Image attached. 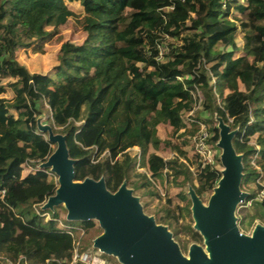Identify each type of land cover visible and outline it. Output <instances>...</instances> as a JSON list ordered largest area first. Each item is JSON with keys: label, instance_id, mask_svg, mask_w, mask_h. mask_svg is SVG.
I'll return each mask as SVG.
<instances>
[{"label": "trees", "instance_id": "16d2710c", "mask_svg": "<svg viewBox=\"0 0 264 264\" xmlns=\"http://www.w3.org/2000/svg\"><path fill=\"white\" fill-rule=\"evenodd\" d=\"M69 3H78L89 19L84 39L61 44L53 72L30 71L21 53L44 41L49 28L68 22L74 15ZM161 46L166 50L159 60ZM4 88L13 96L0 94V264H69L73 238L60 222L81 229L96 223L64 222L58 212L46 220L34 210L57 188L53 174L24 166L28 158L46 161L55 150L37 126L43 108L51 111L55 131L67 137L77 180L104 176L116 191L124 180L149 188L153 178L165 176L180 187L189 183L201 197L216 186L221 170L203 166L194 151L191 158L186 146L200 122L217 143L218 114L237 129L243 189L255 184L258 190L260 172L252 162L264 169V0H0ZM198 90L209 118L186 115ZM166 126L162 138L159 131ZM135 146L150 176L134 171L136 157L128 149ZM249 193L246 202L257 195ZM177 197L189 203L169 196L174 213L157 219L174 236L183 231L203 240L190 223L180 229L190 199L185 190ZM258 204L264 207V201Z\"/></svg>", "mask_w": 264, "mask_h": 264}, {"label": "water", "instance_id": "95a60500", "mask_svg": "<svg viewBox=\"0 0 264 264\" xmlns=\"http://www.w3.org/2000/svg\"><path fill=\"white\" fill-rule=\"evenodd\" d=\"M215 120L223 169L207 204L189 186L193 228L201 234L205 246L193 243L188 255L169 227L145 212L127 180L116 191L108 188L104 176L77 180V160L70 156L66 135L39 117V131L56 144L40 165L57 176L55 193L42 209L54 211L63 205L69 221H97L103 232L93 240V248L115 257L120 264H264V224H256L251 234L242 232L238 225V207L246 203L250 193L243 189V154L234 145L237 129L218 114Z\"/></svg>", "mask_w": 264, "mask_h": 264}, {"label": "rangeland", "instance_id": "374dc122", "mask_svg": "<svg viewBox=\"0 0 264 264\" xmlns=\"http://www.w3.org/2000/svg\"><path fill=\"white\" fill-rule=\"evenodd\" d=\"M68 5L74 11V15L69 18L68 22L65 25L56 28H51V29L49 28L50 30H48V34L44 41H42L40 44L39 43L34 44L27 52L21 53L20 55L21 61L23 62L24 65H26L29 68L30 71H40L45 69L48 72H53L56 63L57 51L61 46V44L65 40H71L73 42L80 43L84 39L86 34L84 31V26L89 22V19L87 18L86 14L82 11V8L78 3H73ZM129 13H131V10L125 12L126 15H128ZM40 47L44 48V53L37 52ZM221 49L222 46H218L214 51L218 52ZM0 94L7 95L9 97L13 96V93L8 88H4L3 92L2 90H0ZM194 107H195V115L201 114V116L204 118L211 117L212 114L210 112H202V106L199 107V104L196 103ZM189 113L190 112H188L186 115H189ZM39 117H41L42 122L44 124L51 125L52 113L47 109V106L46 108H43L42 115H40ZM169 129H170L169 126H166L165 128H160L159 131L160 136L162 138L166 137L168 135ZM252 142H254V139ZM53 147L55 149L56 144H53ZM136 149L137 148L129 150L130 154L134 157H136L135 156L137 153ZM186 149L188 150L189 155L192 158V153H193L192 141L189 145L186 146ZM153 151L154 149H150V152ZM161 151L167 158H171L173 156L172 151H170L167 148H164V146H162ZM141 161L142 158L139 161L138 158L136 157V165L134 171L145 172L148 174V176H150L151 171L149 170L148 167H143L141 165ZM218 167L220 170L223 169L221 163L218 164ZM193 170H195V167H193ZM48 171H51V169L48 168ZM132 179L134 180V177ZM55 180H57L56 177ZM152 182H153V186H150L149 188H136L135 186L129 183L128 186L130 188H133L134 194L140 197L145 212L149 215H153L156 218L157 222H159V220L157 219L159 213L166 214L167 212H169L168 210H171V208L167 206V198L169 196H173V197L175 196L176 202L180 203L183 206L189 203L187 201H180L179 198L177 197V193L180 192L181 190H185L186 193H188V189L190 186L189 183H187L183 187H180L177 186L174 182L167 180L165 176L160 178H153ZM248 190L257 192L256 185L255 184L249 185ZM155 192L160 193L161 197L156 195ZM212 193L213 190L205 193L204 196L201 197L206 204L208 203L210 195ZM48 196L49 195L46 196L45 200L47 199ZM258 203H260L258 200H250V203L246 202L245 204H241L238 207L237 210L238 225L241 231L246 234H251L256 224L258 223L264 224V207L262 206V204H258ZM191 206L192 203L190 199V213L188 211H184V216L181 217L180 219V229H182L181 227L183 224L190 223L192 226H194L195 221L192 217ZM46 211H48L50 214H54V212H58V214H60L61 220L64 222L67 221L70 223H78L77 221H69L66 219L67 211L63 205L56 206L54 211L50 209ZM172 211L174 210L173 209L171 210V213L173 214L174 212ZM95 223L96 224L90 229L84 228L83 230L77 231L74 234L68 233L73 238V246L79 239H82V245L87 244L90 247H92L93 240L103 232L98 222L95 221ZM165 225L169 227V229L173 232L174 235L173 228H171L168 224ZM174 238L180 244L182 251L186 255H188L189 248L193 243H198L200 245L205 246L204 239L200 241H194L190 238L188 234H186L183 231H180L178 233V236H174ZM103 256L111 264H115V263L120 264L119 261L113 256H108L105 254Z\"/></svg>", "mask_w": 264, "mask_h": 264}, {"label": "built area", "instance_id": "2783aa9c", "mask_svg": "<svg viewBox=\"0 0 264 264\" xmlns=\"http://www.w3.org/2000/svg\"><path fill=\"white\" fill-rule=\"evenodd\" d=\"M166 50V47L161 46V52L158 57L159 60H162L164 58V52ZM180 80H183L182 77H179ZM197 97L195 99V104H199V107L202 106V101H203V96L200 90L197 91ZM194 104V106H195ZM189 116L190 117H195V107H193L192 110L189 111ZM212 137V133L209 129V126L205 122H200V128L199 131L196 135L193 136L192 138V145H193V151L194 153L199 156L200 162L202 163L203 166L205 165H210L213 168H218V164L221 163V153L222 150L217 146V143L213 144L210 142V139ZM137 148V153L136 157L140 161L141 159V151L138 146L129 148L134 149ZM221 150V151H219ZM104 155H110L109 152H105ZM47 160V159H46ZM44 161L41 160H35V159H26L24 162V166L29 169V170H37V169H43L40 167V165ZM257 170L260 172V177L257 181V185L259 186L257 190V195L253 200H258L259 202L264 201V169L259 166L255 161L252 162ZM222 164V163H221ZM193 169V168H192ZM46 170L48 173L53 174L56 179L57 176L51 172L48 171V169H43ZM195 171V170H194ZM57 183V180H56ZM3 194L6 193V189L2 190ZM48 199V197H47ZM47 199L43 202L35 203L34 204V210L38 215L43 216L46 220H49L51 218V215L48 211H45L42 209V206L44 203L47 201ZM250 203V201H249ZM61 226L65 229L67 233H72L74 234L77 231H81L83 229L65 225L64 223L60 222ZM104 254L98 250L92 247H89L87 249H82V239H79L75 245H74V251H73V257L72 260L69 264H111L105 257L103 256ZM116 264V263H115Z\"/></svg>", "mask_w": 264, "mask_h": 264}, {"label": "crops", "instance_id": "0c3cea01", "mask_svg": "<svg viewBox=\"0 0 264 264\" xmlns=\"http://www.w3.org/2000/svg\"><path fill=\"white\" fill-rule=\"evenodd\" d=\"M69 4H73V3H69ZM62 25H65V24H62ZM62 25H60V26H62ZM50 29H51V28H50ZM50 29H49V30H50ZM59 48H60V47H59ZM24 53H25V52H24ZM56 58H57V57H56ZM40 71H41V72H42V71L47 72L45 69H44V70H40ZM40 71H37V72H40ZM32 72H35V71H32Z\"/></svg>", "mask_w": 264, "mask_h": 264}]
</instances>
